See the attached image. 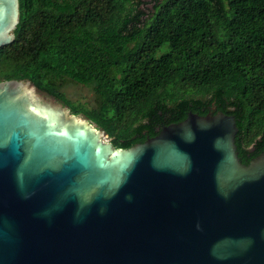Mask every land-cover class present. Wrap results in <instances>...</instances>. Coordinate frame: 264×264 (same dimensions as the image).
I'll return each instance as SVG.
<instances>
[{
    "label": "water",
    "instance_id": "water-1",
    "mask_svg": "<svg viewBox=\"0 0 264 264\" xmlns=\"http://www.w3.org/2000/svg\"><path fill=\"white\" fill-rule=\"evenodd\" d=\"M19 0H0V47ZM189 112L130 148L30 81L0 82V264H264V151Z\"/></svg>",
    "mask_w": 264,
    "mask_h": 264
},
{
    "label": "trees",
    "instance_id": "trees-1",
    "mask_svg": "<svg viewBox=\"0 0 264 264\" xmlns=\"http://www.w3.org/2000/svg\"><path fill=\"white\" fill-rule=\"evenodd\" d=\"M19 0L0 82L30 81L130 148L199 115L235 116L244 164L264 151V0ZM81 84L93 103L67 98Z\"/></svg>",
    "mask_w": 264,
    "mask_h": 264
},
{
    "label": "rangeland",
    "instance_id": "rangeland-1",
    "mask_svg": "<svg viewBox=\"0 0 264 264\" xmlns=\"http://www.w3.org/2000/svg\"><path fill=\"white\" fill-rule=\"evenodd\" d=\"M141 1L143 2V4L141 5V8H143L146 12L151 11L154 4H155L154 0H141ZM10 33L12 34L13 30L10 31ZM64 93L66 94L67 98H69L73 102L86 103V104H92L93 103V92L87 86H84L81 84L69 83L64 87ZM55 99H57V98H55ZM57 100L65 105V103L63 101H61L59 99H57ZM65 106H67V105H65ZM69 111H70V114L75 115L72 113L70 108H69ZM92 124H94V123H92ZM94 125L96 126V124H94ZM103 134H104V136H103ZM100 136L104 141L111 142V138L104 131L100 132Z\"/></svg>",
    "mask_w": 264,
    "mask_h": 264
},
{
    "label": "bare ground",
    "instance_id": "bare-ground-1",
    "mask_svg": "<svg viewBox=\"0 0 264 264\" xmlns=\"http://www.w3.org/2000/svg\"><path fill=\"white\" fill-rule=\"evenodd\" d=\"M12 30H13V29H11L10 31H12ZM10 31H8V34H11ZM103 136H104V134H103Z\"/></svg>",
    "mask_w": 264,
    "mask_h": 264
},
{
    "label": "flooded vegetation",
    "instance_id": "flooded-vegetation-1",
    "mask_svg": "<svg viewBox=\"0 0 264 264\" xmlns=\"http://www.w3.org/2000/svg\"><path fill=\"white\" fill-rule=\"evenodd\" d=\"M235 141H236V139H235ZM238 152V151H237Z\"/></svg>",
    "mask_w": 264,
    "mask_h": 264
}]
</instances>
